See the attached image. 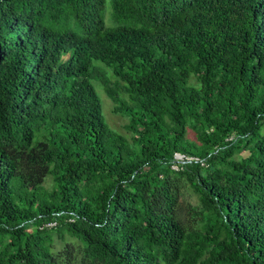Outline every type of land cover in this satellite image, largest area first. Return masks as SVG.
<instances>
[{"label":"trees","instance_id":"trees-1","mask_svg":"<svg viewBox=\"0 0 264 264\" xmlns=\"http://www.w3.org/2000/svg\"><path fill=\"white\" fill-rule=\"evenodd\" d=\"M0 264H264V0H0Z\"/></svg>","mask_w":264,"mask_h":264},{"label":"rangeland","instance_id":"rangeland-1","mask_svg":"<svg viewBox=\"0 0 264 264\" xmlns=\"http://www.w3.org/2000/svg\"><path fill=\"white\" fill-rule=\"evenodd\" d=\"M110 16V9L107 6L106 8V13H105V21H106V25L107 26H111L112 23L109 19ZM194 84V81H191ZM96 92L101 100L102 103V113L103 116L105 118L106 123L108 124V126L122 134L125 135L127 138L130 137V134L125 130V126L128 123V118L126 116L123 115H119V114H115L113 113V108H114V104L112 103V101L106 96L105 92L103 91L102 87L97 84V82H93ZM176 160L180 163L183 160L182 158H177ZM189 160V159H188ZM177 166L174 165L173 169L177 170ZM180 204L183 207H186V204H191L192 206L197 205L198 204V200L197 197L194 193L190 192L188 189L183 188L181 191V195H180ZM53 226V224H52Z\"/></svg>","mask_w":264,"mask_h":264},{"label":"built area","instance_id":"built-area-1","mask_svg":"<svg viewBox=\"0 0 264 264\" xmlns=\"http://www.w3.org/2000/svg\"><path fill=\"white\" fill-rule=\"evenodd\" d=\"M177 158H182V157H179L178 155H176Z\"/></svg>","mask_w":264,"mask_h":264},{"label":"water","instance_id":"water-1","mask_svg":"<svg viewBox=\"0 0 264 264\" xmlns=\"http://www.w3.org/2000/svg\"><path fill=\"white\" fill-rule=\"evenodd\" d=\"M179 156V155H178ZM179 157H182V156H179ZM175 158H176V156H175Z\"/></svg>","mask_w":264,"mask_h":264}]
</instances>
